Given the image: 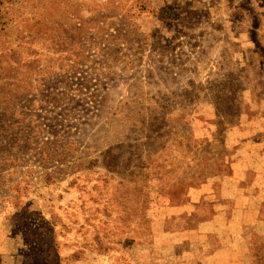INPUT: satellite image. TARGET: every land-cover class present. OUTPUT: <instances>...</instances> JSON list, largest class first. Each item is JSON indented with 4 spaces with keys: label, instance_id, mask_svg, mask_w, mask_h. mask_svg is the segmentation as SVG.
I'll list each match as a JSON object with an SVG mask.
<instances>
[{
    "label": "rangeland",
    "instance_id": "rangeland-1",
    "mask_svg": "<svg viewBox=\"0 0 264 264\" xmlns=\"http://www.w3.org/2000/svg\"><path fill=\"white\" fill-rule=\"evenodd\" d=\"M252 150L264 0H0V264H264Z\"/></svg>",
    "mask_w": 264,
    "mask_h": 264
},
{
    "label": "crops",
    "instance_id": "crops-1",
    "mask_svg": "<svg viewBox=\"0 0 264 264\" xmlns=\"http://www.w3.org/2000/svg\"><path fill=\"white\" fill-rule=\"evenodd\" d=\"M257 150H252V154L247 153L248 159H246V161L249 163L246 167V169L248 170V173H250L251 171H255V173H257V175H254L255 177L252 180H249V184L247 185H243L242 182H240L239 180H235V183H233L231 185V189L229 188V191L227 190V197L233 196L236 198V200L238 201L239 199H241V197H244L249 201V202H262L264 200V192L261 190V182L260 180L261 177H264V166H262V164H256L253 163L255 158L253 157L254 155H256ZM241 160V159H239ZM252 168V169H251ZM229 195V196H228ZM226 198V197H223ZM215 207H216V211H217V215L215 216V219H208L205 220L204 222H201L199 228L197 230L202 231L204 229V226L209 227L210 225H215V223H219L221 224V220L223 219L221 217V215L224 213V211L226 210V203L224 200H219L215 203ZM242 211V212H246L248 210V207H243L241 206V208L237 209V213H239L238 211ZM217 216H219V218L217 219ZM221 229H224L223 225H220ZM197 230H193L197 231ZM187 235L191 234V232H186ZM247 249V248H245Z\"/></svg>",
    "mask_w": 264,
    "mask_h": 264
},
{
    "label": "trees",
    "instance_id": "trees-1",
    "mask_svg": "<svg viewBox=\"0 0 264 264\" xmlns=\"http://www.w3.org/2000/svg\"><path fill=\"white\" fill-rule=\"evenodd\" d=\"M163 11H164V12H167V9H163ZM170 11H171V10H170ZM169 14H170V15H169L170 17L174 16L173 13H172V11L169 12ZM46 252H47V256H50L51 254H53V252L50 251V250H48V251H46Z\"/></svg>",
    "mask_w": 264,
    "mask_h": 264
}]
</instances>
